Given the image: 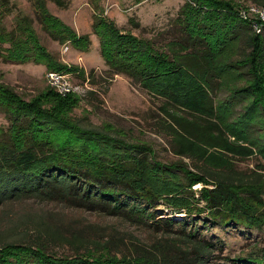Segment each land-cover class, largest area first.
<instances>
[{
	"label": "trees",
	"instance_id": "obj_1",
	"mask_svg": "<svg viewBox=\"0 0 264 264\" xmlns=\"http://www.w3.org/2000/svg\"><path fill=\"white\" fill-rule=\"evenodd\" d=\"M35 5L49 36L87 50V35H78L53 15L45 0H35ZM181 12L178 27L184 39L173 41L168 51L149 39L120 30L104 15L95 13L92 31L98 37L100 55L112 72L125 74L160 97L165 112H181L168 113L177 126H171L178 137L175 152L202 160L203 167L194 171L186 164H165L147 145L111 135L108 129L79 127L70 115L80 98L75 93L62 96L46 87L24 99L0 81V111L9 122L6 129L0 127V204L29 198L61 202L119 216L137 225L158 220L165 227H193L198 216L205 213L219 225L263 226L261 191L248 186L255 182L221 172L226 163L222 157L208 153L206 147L243 155L253 152L247 145L232 144L225 137L226 130L264 152V135L255 137L256 131L250 129L253 120L264 123V25L261 33H255L251 22L224 0H186ZM239 37L249 49L241 60L231 59L230 46ZM0 57L7 62L41 63L47 70L66 68L40 42L27 15L18 16L11 29L0 17ZM238 68H245L249 78L234 94L246 98L247 104L228 123L229 106L224 101L213 102L211 80L222 78L226 72L235 74ZM196 184L201 186L193 188ZM159 204L183 218L158 217L155 208ZM189 216L192 221L188 223ZM194 232L193 227L184 233L176 246L163 237L164 241L139 248L134 255L119 256L104 247L92 252L85 245L83 251L75 250L73 255H56L41 243L0 239V264H204L210 245L195 239ZM79 238L73 234L64 240L73 244ZM81 241L84 244L85 240ZM261 251L237 260L264 264V248Z\"/></svg>",
	"mask_w": 264,
	"mask_h": 264
},
{
	"label": "rangeland",
	"instance_id": "obj_2",
	"mask_svg": "<svg viewBox=\"0 0 264 264\" xmlns=\"http://www.w3.org/2000/svg\"><path fill=\"white\" fill-rule=\"evenodd\" d=\"M186 0H63L62 5L53 0H45L48 10L78 35H87L88 48L81 51L68 41L69 49L63 53L64 43L53 39L43 29L35 0H0L2 24L11 29L18 16L27 15L39 37L40 42L60 63L66 66L64 71L73 84L78 85V104L70 115L81 128L109 130L111 135L130 142L149 146L154 157L162 163H181L196 171L203 167L202 160L179 156L177 132L171 128L177 126L165 112L163 100L148 93L139 84L134 83L123 73L112 72L104 63L99 52L98 37L92 31V22L96 14L104 15L122 31L139 38H146L161 50L168 51L173 41L183 42L184 35L180 25L181 8ZM231 2L239 10L248 3L262 6L264 0H224ZM264 35V31L262 33ZM6 46V45H4ZM168 46V47H167ZM228 54L231 59H242L248 51L247 43L239 37L232 43ZM228 58V57H227ZM69 67L74 70L68 71ZM47 69L43 64L32 61L7 62L0 57V81L12 87L24 99H30L49 87L46 81ZM226 72L222 78L211 80L213 102L224 101L228 104L226 120L232 121L243 112L247 99L234 94L235 90L246 84L249 78L245 68ZM51 89V88H50ZM224 108V107H223ZM187 115L186 112L183 113ZM256 122V123H254ZM250 129L256 131L253 136L261 139L264 135V123L251 121ZM9 122L0 111V127L6 129ZM225 137L232 144L247 145L252 149L249 155L230 152L224 149L206 147L208 153L223 158L226 163L221 172L233 177H241L253 189L261 191L264 202V152L256 145L235 138L226 131ZM260 133V134H259ZM217 149V150H216ZM200 170V169H199ZM198 171V170H197ZM196 184L193 188H199ZM263 190V191H262ZM165 205L155 208L158 217L183 218L182 214L171 213ZM259 212H263L260 209ZM194 224V238L210 245V253L204 264H248L239 259L260 254L264 248V220L259 228H247L241 225H219L202 213ZM192 221L191 217L187 218ZM156 221V222H155ZM149 225H137L119 216H110L95 210L70 207L61 202L41 201L37 199L10 200L0 204V239L24 243H41L45 249L56 255H73L75 250L83 251L84 245L92 252L107 248L114 255L121 253L134 255L140 248L151 247L153 242L166 239L176 246L180 238L193 227L173 224L165 227L158 220ZM189 223V222H188ZM77 235L80 240L69 244L65 237ZM164 237V238H163ZM79 238V239H80ZM163 238V239H162ZM119 256V255H118ZM264 260V258H263Z\"/></svg>",
	"mask_w": 264,
	"mask_h": 264
},
{
	"label": "built area",
	"instance_id": "obj_3",
	"mask_svg": "<svg viewBox=\"0 0 264 264\" xmlns=\"http://www.w3.org/2000/svg\"><path fill=\"white\" fill-rule=\"evenodd\" d=\"M241 18L251 22L255 33H261L264 25V7L255 5L254 3H248L239 10ZM69 49L67 43L62 45V52L66 53ZM46 81L49 87L59 95H67L69 93H76L78 85H75L70 80L68 74L59 70H47Z\"/></svg>",
	"mask_w": 264,
	"mask_h": 264
}]
</instances>
